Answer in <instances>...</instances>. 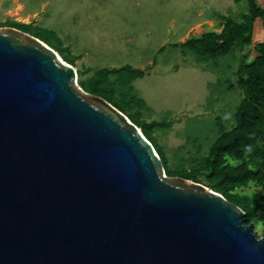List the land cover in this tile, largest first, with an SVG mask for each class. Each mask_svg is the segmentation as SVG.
<instances>
[{
  "label": "water",
  "instance_id": "water-1",
  "mask_svg": "<svg viewBox=\"0 0 264 264\" xmlns=\"http://www.w3.org/2000/svg\"><path fill=\"white\" fill-rule=\"evenodd\" d=\"M38 39L0 28V264H264V234Z\"/></svg>",
  "mask_w": 264,
  "mask_h": 264
},
{
  "label": "rangeland",
  "instance_id": "rangeland-1",
  "mask_svg": "<svg viewBox=\"0 0 264 264\" xmlns=\"http://www.w3.org/2000/svg\"><path fill=\"white\" fill-rule=\"evenodd\" d=\"M245 13L246 0H0V24L29 23L32 34H55L53 46L65 51L73 68L90 70L77 78V88L79 81L101 69L131 66L143 72L131 83L133 93L127 98L145 102L143 121L170 124L153 135L169 170L179 178L183 169L194 171V161L208 154L220 134L218 120L226 131L232 130L231 118L242 98L238 69L243 59L254 60L253 48L263 42L264 33L258 21L251 47L202 61L182 45L209 31L220 33L225 18L238 19ZM59 59L66 64V59ZM129 79L123 76L117 83L119 95L129 90ZM238 193L262 199V209L252 221L255 233L262 236L264 190L251 184Z\"/></svg>",
  "mask_w": 264,
  "mask_h": 264
},
{
  "label": "trees",
  "instance_id": "trees-1",
  "mask_svg": "<svg viewBox=\"0 0 264 264\" xmlns=\"http://www.w3.org/2000/svg\"><path fill=\"white\" fill-rule=\"evenodd\" d=\"M246 3L247 13L241 14L238 19L225 18L219 26L220 33L209 31L200 37L190 38L182 46L191 50L199 61L207 60L209 57L234 56L236 50L251 47L257 21L261 22L264 33V0H246ZM0 28H13L38 39L58 56L66 59L64 60L66 64L74 67L73 60L66 57L65 51L55 49L53 46L55 34L46 32L48 37L42 36L41 33L32 34L30 24L15 21L2 23ZM253 49L256 53L254 60L247 63V59H243L238 69L237 90L242 92V98L231 118L232 130L226 131L221 120H218L216 125L220 134L211 145L208 154L194 161V171L190 173L184 169L181 171L182 179L201 184L241 209L246 215L247 225L252 224L258 217V212L262 209V199L256 195L243 196L238 191L248 188L251 184L264 190V40ZM89 72V69L77 72V78ZM123 76H130L129 90L119 95L117 83L121 84ZM142 76L143 72L131 66L119 70L101 69L87 81H79V86L84 93L102 98L125 115L152 145L163 164L165 175L176 178V172L169 170V161L164 150L153 135L156 130L169 129L170 124L143 121L141 117L146 108L145 102L133 96L127 98L128 93L130 95L133 93L131 83ZM233 162L239 163V166H233Z\"/></svg>",
  "mask_w": 264,
  "mask_h": 264
},
{
  "label": "crops",
  "instance_id": "crops-1",
  "mask_svg": "<svg viewBox=\"0 0 264 264\" xmlns=\"http://www.w3.org/2000/svg\"><path fill=\"white\" fill-rule=\"evenodd\" d=\"M7 22H8V21H7ZM257 22H258V21H257ZM257 22H256V23H257ZM4 23H5V22H4ZM19 23H20V22H19ZM256 23H255V24H256ZM21 24H29V23H23V22H21Z\"/></svg>",
  "mask_w": 264,
  "mask_h": 264
}]
</instances>
